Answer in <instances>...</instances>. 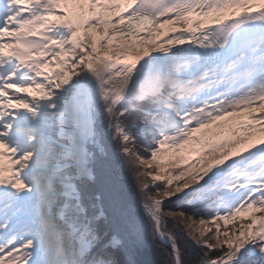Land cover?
<instances>
[{
  "label": "snow or ice",
  "instance_id": "6c2138e0",
  "mask_svg": "<svg viewBox=\"0 0 264 264\" xmlns=\"http://www.w3.org/2000/svg\"><path fill=\"white\" fill-rule=\"evenodd\" d=\"M0 264H264V0H0Z\"/></svg>",
  "mask_w": 264,
  "mask_h": 264
},
{
  "label": "rangeland",
  "instance_id": "374dc122",
  "mask_svg": "<svg viewBox=\"0 0 264 264\" xmlns=\"http://www.w3.org/2000/svg\"><path fill=\"white\" fill-rule=\"evenodd\" d=\"M261 213L257 212V215H260Z\"/></svg>",
  "mask_w": 264,
  "mask_h": 264
}]
</instances>
